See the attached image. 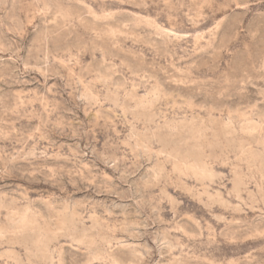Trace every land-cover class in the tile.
<instances>
[{
  "label": "rangeland",
  "instance_id": "rangeland-1",
  "mask_svg": "<svg viewBox=\"0 0 264 264\" xmlns=\"http://www.w3.org/2000/svg\"><path fill=\"white\" fill-rule=\"evenodd\" d=\"M0 264H264V0H0Z\"/></svg>",
  "mask_w": 264,
  "mask_h": 264
}]
</instances>
